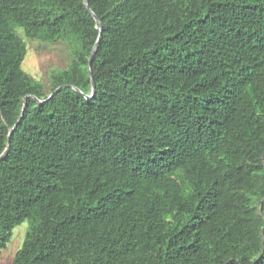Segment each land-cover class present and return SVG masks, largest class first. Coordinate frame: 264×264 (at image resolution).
I'll use <instances>...</instances> for the list:
<instances>
[{"label":"trees","instance_id":"obj_1","mask_svg":"<svg viewBox=\"0 0 264 264\" xmlns=\"http://www.w3.org/2000/svg\"><path fill=\"white\" fill-rule=\"evenodd\" d=\"M87 3L94 92L45 99L89 93L96 22L0 0V252L27 220L12 264H264V0ZM18 26L68 42L48 91Z\"/></svg>","mask_w":264,"mask_h":264},{"label":"rangeland","instance_id":"obj_2","mask_svg":"<svg viewBox=\"0 0 264 264\" xmlns=\"http://www.w3.org/2000/svg\"><path fill=\"white\" fill-rule=\"evenodd\" d=\"M17 32L26 43V52L21 62L22 68L32 77L39 80L45 91L50 89V72L67 66L70 60L68 42L62 39L56 41H39L36 38L24 36L22 28ZM28 222L24 220L15 225L7 246L0 252V264H12V258L21 245Z\"/></svg>","mask_w":264,"mask_h":264},{"label":"water","instance_id":"obj_3","mask_svg":"<svg viewBox=\"0 0 264 264\" xmlns=\"http://www.w3.org/2000/svg\"><path fill=\"white\" fill-rule=\"evenodd\" d=\"M84 2H85V5H86L87 9H88V10L90 11V13L92 14V16H93V18H94V20H95V22H96V27H97L98 30H99V33H98L97 39H96V41H95V43H94V45H93V47H92L91 55H90V57H89V59H88V64H87V71H88V74H89V77H90V82H91L90 91H89V93H85V92H83V91H80V88H79L78 86L74 85V84L63 83V84H59V85H57L56 87H54V88H53V89L47 94V96H46L45 99L49 98L51 95H53L56 91H58V90L61 89L62 87H71V88L75 89V91H78L80 94H82V95L85 96V97H89V96H91V95L93 94V92H94V86H95V84H94V78H93V75H92V73H91L90 64H91V59H92V53H93V50H94L95 46L97 45V42H98L99 37H100V35H101L102 25H101V22H100L99 18L97 17V15H96V14L91 10V8L89 7V5H88V3H87V0H84ZM30 95H31L32 97L36 98L35 95H33V94H30ZM25 97H26V96H24L23 99H25ZM37 100H38V101H41L40 98H37ZM17 121H18V119H17ZM17 121H16V122H17ZM16 122H15V124H16ZM15 124H13V125H12L11 127H9V129H8L6 144H5L4 148L2 149V151L0 152V159H1V157H3L4 153H5L6 150H7L8 143H9V135H10V132H11V130H12V128L14 127Z\"/></svg>","mask_w":264,"mask_h":264}]
</instances>
